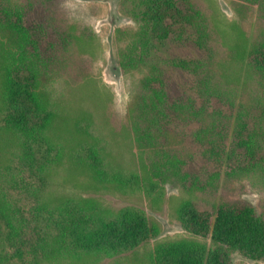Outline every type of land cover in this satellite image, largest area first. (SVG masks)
I'll list each match as a JSON object with an SVG mask.
<instances>
[{"label": "trees", "instance_id": "trees-1", "mask_svg": "<svg viewBox=\"0 0 264 264\" xmlns=\"http://www.w3.org/2000/svg\"><path fill=\"white\" fill-rule=\"evenodd\" d=\"M238 1L256 8L259 24L251 38L243 30L234 39L219 33L190 0H136L133 27L118 32L125 43L119 66L137 76L122 130L141 154L160 160L165 153L158 138L173 141L178 125L196 126L203 165L215 168L212 177L223 173L220 198L199 208L192 193L205 188L196 187L189 163L170 153L168 172L189 180V197L177 213L193 239L161 246L154 264H232L234 253L264 264V0ZM66 2L0 0V180L17 185L22 175L32 181V209L47 216L44 225L51 231L34 244L30 220L0 190V264L22 259L24 248L30 264H95L134 251L156 234L139 212L112 214L97 199L53 185L59 176L99 192L110 181L108 154L95 152L97 139L89 132L91 115L69 117L50 107L46 86L54 54H69L80 87L87 79L82 56L91 39L86 27L69 22ZM177 80L184 84L173 92ZM238 184L259 196V211L241 198L248 189Z\"/></svg>", "mask_w": 264, "mask_h": 264}, {"label": "rangeland", "instance_id": "rangeland-1", "mask_svg": "<svg viewBox=\"0 0 264 264\" xmlns=\"http://www.w3.org/2000/svg\"><path fill=\"white\" fill-rule=\"evenodd\" d=\"M190 1L202 13L209 15L219 33L229 35L233 39L241 30L246 33L248 38H251L255 27L259 24L256 8L242 4L238 0ZM135 2L136 0H67L62 10L67 11L71 16L70 19L68 18L69 22L86 27L91 39L82 56L87 62L85 64L86 85L80 87L79 75L77 70H72L73 68L69 64L70 56L66 55V52L64 53L65 57L54 54L52 60H56V64H52L50 66L52 68L48 70L50 79L46 90L50 96L51 109L69 117L75 116L79 111L89 113L92 119L89 132L97 139L98 143L95 152L99 153L102 150L108 154L106 157L110 160V181L105 184V187H99V192L76 187L71 181L63 183L59 176L53 181L54 187L59 192L97 199L100 205L107 208L112 214H119L125 210L139 212L156 228L154 237L139 245L134 251L109 259H101L95 264H151V262L154 264V257L157 256L159 250L163 249L161 246L177 239H193L182 228L177 213L179 205L189 197L191 190H186L189 180L183 182L182 178L177 177L178 174L168 172L167 168H170L172 162L170 161L171 156H169L171 152L176 153L178 157L189 163L188 171L192 173L190 177L197 176L196 187L199 185L203 189L205 188L204 192L196 190L192 193L195 197L193 201L199 208H208L211 201H217L225 190L224 184H221L223 173L217 178L210 176L211 169L215 170V168L203 165L204 160L200 159L203 149L194 139L196 126L178 125L174 130L173 141L168 140L167 142L165 139L158 138V148L164 149L161 155L165 153L162 156L164 159L160 160L141 154V148L133 142L132 136L122 130L132 105L130 90H132L137 76L126 73L119 66V53L125 43L118 32L133 27L131 11ZM84 46L81 45L82 49ZM220 52L224 53L222 49ZM64 60V64H67L65 67ZM173 84V92H175L184 82L177 80ZM139 155L143 158L147 157L145 159L147 162H142ZM148 167H154V171L148 172ZM182 169L186 170L183 167ZM8 179L5 178L4 183H2L3 179L0 180V190L5 195L7 191L10 196H6L12 200L15 209H21L24 217L30 220L29 227L34 230L36 235L28 234L31 240H35L34 244L37 241H43L51 231L44 225L47 216L34 213L32 209L35 207L33 198L30 196L32 194L30 185L33 182L20 175L19 181L16 182L17 185L13 183L7 185ZM207 183L215 187L212 193L206 189ZM234 184L235 182L232 183V185ZM19 188H28L29 192H20ZM237 189H248L241 198L256 205L258 210L259 196L242 184H238ZM240 190L239 192H241ZM24 250L22 259L9 258L5 264H30L31 257L28 248H24ZM231 263L263 264L249 261L236 253L231 255Z\"/></svg>", "mask_w": 264, "mask_h": 264}]
</instances>
